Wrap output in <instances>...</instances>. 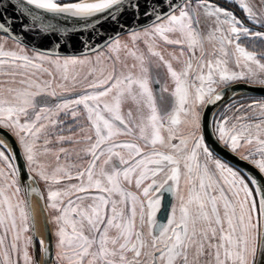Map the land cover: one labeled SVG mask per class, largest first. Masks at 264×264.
I'll list each match as a JSON object with an SVG mask.
<instances>
[{
	"label": "snow or ice",
	"instance_id": "1",
	"mask_svg": "<svg viewBox=\"0 0 264 264\" xmlns=\"http://www.w3.org/2000/svg\"><path fill=\"white\" fill-rule=\"evenodd\" d=\"M224 4L0 0V264H264V0Z\"/></svg>",
	"mask_w": 264,
	"mask_h": 264
},
{
	"label": "water",
	"instance_id": "2",
	"mask_svg": "<svg viewBox=\"0 0 264 264\" xmlns=\"http://www.w3.org/2000/svg\"><path fill=\"white\" fill-rule=\"evenodd\" d=\"M4 2H5V4H7V0H4ZM13 2L15 3L16 0H13ZM5 18L7 19V17H5ZM26 22L27 21H25L23 18H21L20 20L16 21V24H17V26H19L21 23H26ZM19 31H20V29H19V27H17V32H19ZM75 31L76 32H80V31L85 32V35L81 36L80 40H82L86 45H92V44L97 43V38L95 36L92 38L91 41H89L88 35H87L89 29H85L81 26H77L75 28ZM1 35H3V34H1ZM99 35L103 36V35H105V32L103 30H100ZM123 35H126V33L122 34V36ZM20 39L24 40L26 48H29L35 52L50 51L51 53L58 54V55H69V54L81 55L82 54L81 51H77V49H79V47H80L78 43L75 45H73V43H68L67 51H63L62 49L55 46L54 42H53V45L50 47L49 41L44 39L42 37V35L36 30L31 31L30 34L27 36V38H25L23 35H21ZM11 40L15 41V39H11ZM63 42L64 41H62V43ZM82 51L83 52H89V48H85ZM240 96L264 97V86H261L259 84H241L238 87V90L235 93L231 94V98L235 99V98L240 97ZM225 99H230V98L225 97ZM239 163L241 165L243 164L242 161H240ZM34 200H36L37 203L39 204V212L41 214V205L35 197L33 198V201ZM41 220H42V224H43V216L42 215H41ZM43 228H44V225H43ZM40 261H42V264H44V257L42 255L40 257Z\"/></svg>",
	"mask_w": 264,
	"mask_h": 264
},
{
	"label": "rangeland",
	"instance_id": "3",
	"mask_svg": "<svg viewBox=\"0 0 264 264\" xmlns=\"http://www.w3.org/2000/svg\"><path fill=\"white\" fill-rule=\"evenodd\" d=\"M121 38L122 39H127V35L122 36ZM0 40H7V43H6L5 47H12V48L15 47V41H13L11 39H8L7 37H5V36H3L1 34H0ZM26 50L29 52L30 55L36 53L35 51H33V50L29 49V48H26ZM262 98H264V97H259V96H240V97L235 98L234 100L237 103H239V102H251L252 99H262Z\"/></svg>",
	"mask_w": 264,
	"mask_h": 264
},
{
	"label": "bare ground",
	"instance_id": "4",
	"mask_svg": "<svg viewBox=\"0 0 264 264\" xmlns=\"http://www.w3.org/2000/svg\"><path fill=\"white\" fill-rule=\"evenodd\" d=\"M33 207H34L35 215H36L37 228L39 230L38 234H39V236H41L43 238L44 237V228H43V224H42V220H41V214L39 212V204L37 203L36 200L33 201ZM41 264H42V261H41Z\"/></svg>",
	"mask_w": 264,
	"mask_h": 264
},
{
	"label": "flooded vegetation",
	"instance_id": "5",
	"mask_svg": "<svg viewBox=\"0 0 264 264\" xmlns=\"http://www.w3.org/2000/svg\"><path fill=\"white\" fill-rule=\"evenodd\" d=\"M218 3L224 4V0H217ZM225 7H228L236 12L237 16H243V13H241L238 9L235 8L232 4H224Z\"/></svg>",
	"mask_w": 264,
	"mask_h": 264
},
{
	"label": "crops",
	"instance_id": "6",
	"mask_svg": "<svg viewBox=\"0 0 264 264\" xmlns=\"http://www.w3.org/2000/svg\"><path fill=\"white\" fill-rule=\"evenodd\" d=\"M123 36H125V35H123ZM122 37V36H121Z\"/></svg>",
	"mask_w": 264,
	"mask_h": 264
}]
</instances>
